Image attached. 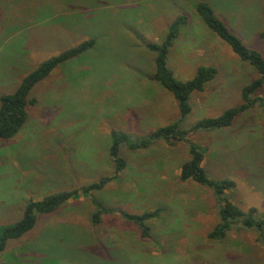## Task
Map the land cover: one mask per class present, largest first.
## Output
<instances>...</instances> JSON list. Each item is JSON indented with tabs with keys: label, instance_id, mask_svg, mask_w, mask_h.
I'll use <instances>...</instances> for the list:
<instances>
[{
	"label": "rangeland",
	"instance_id": "1",
	"mask_svg": "<svg viewBox=\"0 0 264 264\" xmlns=\"http://www.w3.org/2000/svg\"><path fill=\"white\" fill-rule=\"evenodd\" d=\"M199 1L264 57V0H0V96L15 92L43 61L95 40L33 88L29 99L36 103L28 105L22 130L0 138V234L23 217L28 199L112 175V130L137 140L180 121L174 95L152 79L156 53L147 47L162 42L177 16L189 22L169 53L175 76L192 79L203 65L217 70L204 90L192 93L182 128L242 104V89L258 71L202 20ZM256 95L264 100V84ZM190 139L205 150L211 177L236 183L226 191L229 199L261 216L263 109L256 105L230 127L199 130ZM121 155L127 166L118 178L39 215L34 229L7 244L0 264H264L258 230L233 227L223 239L209 238L219 221L218 200L212 189L181 179L190 158L186 142L121 146ZM93 198L109 211L98 224L91 220ZM156 209L161 214L147 221V237L120 213Z\"/></svg>",
	"mask_w": 264,
	"mask_h": 264
},
{
	"label": "trees",
	"instance_id": "2",
	"mask_svg": "<svg viewBox=\"0 0 264 264\" xmlns=\"http://www.w3.org/2000/svg\"><path fill=\"white\" fill-rule=\"evenodd\" d=\"M194 6L197 13L211 30L228 43L243 61L249 62L258 71L259 77L242 89V104L227 109L219 116L200 119L188 129L182 128V122L192 110L190 105L192 93L204 90L208 82L215 78L217 70L214 67L203 65L198 67L192 79L183 81L175 76L173 69L168 64L169 53L175 45L182 27L189 22V16L184 14L177 16L169 24L162 42H150L147 43V47L156 53V70L152 75V79L174 95L181 115L180 121L159 127L143 139L137 140L131 139V136L126 132L112 130V143L109 148V155L115 168L113 174L102 178L99 182L84 184L71 190L59 191L44 196L42 199H28L23 217L14 224L5 227L0 234V254L5 251L10 241L20 239L34 229L39 215L50 214L71 199L79 198L82 195L91 196L94 191L101 190L108 182L118 178L127 166L125 158L121 155V146L128 147L131 150H143L159 141L168 143L175 141L186 142L189 147L190 158L181 166V179L183 181L190 180L201 186L208 187L215 194L219 206V221L210 232L209 238L223 239L233 227L258 230L261 233V237L264 238V213L260 216L256 207L245 211L233 203L227 196L226 191L234 189L236 183L229 178L218 179L211 177L204 167L205 150L190 139V136L199 130L211 131L230 127L241 112L256 105H259L264 111V100L256 95L264 84V57L257 49L246 45L230 29L225 20L216 13L209 2L199 1ZM261 38L264 41V29L261 32ZM94 45L95 40L89 39L43 61L23 79L15 92L1 95L0 138L10 139L21 131L29 118L28 105L36 103V99L30 100L29 95L40 81L47 78L55 68L91 49ZM92 202L97 209L91 214V220L98 224L101 222L102 215L109 211L103 208L97 199L93 198ZM120 213L128 221L137 224L142 230V235L147 237L150 231L147 221L159 217L161 209L140 214L128 213L125 210H121Z\"/></svg>",
	"mask_w": 264,
	"mask_h": 264
},
{
	"label": "crops",
	"instance_id": "3",
	"mask_svg": "<svg viewBox=\"0 0 264 264\" xmlns=\"http://www.w3.org/2000/svg\"><path fill=\"white\" fill-rule=\"evenodd\" d=\"M136 82H137V83H140V84L142 83L141 81H138V80H136ZM136 82L133 83V84H129V85H136V86H137ZM143 83H144V82H143ZM129 85H128V86H129ZM156 87H157V86H156ZM21 130H22V129H21Z\"/></svg>",
	"mask_w": 264,
	"mask_h": 264
}]
</instances>
